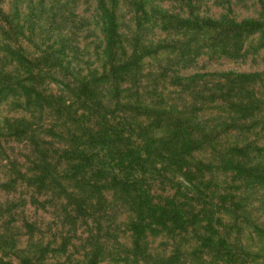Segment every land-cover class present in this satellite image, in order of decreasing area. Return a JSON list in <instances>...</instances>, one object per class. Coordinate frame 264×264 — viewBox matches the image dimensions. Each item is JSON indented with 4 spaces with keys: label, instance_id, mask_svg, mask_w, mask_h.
Masks as SVG:
<instances>
[{
    "label": "trees",
    "instance_id": "1",
    "mask_svg": "<svg viewBox=\"0 0 264 264\" xmlns=\"http://www.w3.org/2000/svg\"><path fill=\"white\" fill-rule=\"evenodd\" d=\"M101 22L108 69L73 74L56 92L47 85L56 81L54 66L63 69V78L71 70L69 62L63 63L54 51L28 56L17 45V54L8 60L16 68H0V101L21 97L19 107L31 112L28 117L3 118L5 130L0 135L26 146L29 165L21 168L16 160L9 159L11 178L2 186L8 189L19 182L33 186L36 191L31 192L32 197L44 195L47 200L33 197V202L42 206L53 202L51 199L64 200H59L58 207L63 211L61 223L67 226L60 231L58 241L54 236L52 240L34 239V223L24 219L28 241L20 248L12 244V254L18 264H70V258L76 264H240L242 251L230 242L222 214L215 215L222 211L224 195H216L211 179L218 168L222 174L233 172L230 178L235 183L228 186L237 187L240 179L251 188L252 184L264 186L260 146L250 145L259 149L250 154L218 138L231 129H254L259 124L264 128V101L249 88L264 73L181 74L175 68L168 75L169 82L189 95H184L182 102L175 99L176 95L166 97L161 92L159 101L145 96L149 91H142L141 86L129 93L127 87H120V81L129 74L134 84L138 82L141 53L147 45L141 46L140 55L133 51L125 60L115 57L119 41L112 7L102 5ZM263 28L264 21L255 18L221 26L218 33L223 40L218 43V52L238 55L242 36L257 30L264 34ZM167 46L159 43L150 49L156 53ZM206 75L217 77L210 80ZM216 100L225 104L223 115L202 117L208 104ZM214 119L219 123L212 122ZM199 148L215 150L217 163L211 158L205 162L195 158L193 152ZM214 164L218 166L214 168ZM213 196L220 200H213ZM102 203L116 204L117 210L126 213L125 220L112 221L102 229L95 216L99 210L95 206ZM90 218L94 223L88 221ZM242 220L237 223L239 229ZM252 227L261 234L264 222ZM127 230L128 245L116 239V233ZM162 232L179 239L169 252L150 247L148 237ZM4 234L0 233V250L8 241ZM8 237L13 242L11 233ZM189 238L192 242L187 241ZM68 246L77 256L68 253ZM64 252L67 254L62 259ZM4 256H0V264H15Z\"/></svg>",
    "mask_w": 264,
    "mask_h": 264
},
{
    "label": "rangeland",
    "instance_id": "2",
    "mask_svg": "<svg viewBox=\"0 0 264 264\" xmlns=\"http://www.w3.org/2000/svg\"><path fill=\"white\" fill-rule=\"evenodd\" d=\"M103 1L101 4L99 0H0V68L4 67V70L16 68L15 64L8 60L17 54V45H20L28 56H39L45 50L54 51L63 63L69 62L68 70L69 72L71 70V74L63 78V69L54 66L52 75L56 81L47 82V85L56 92L61 87L62 81L70 79L73 74L81 75L92 70L100 72L104 68L108 69L105 41L101 30V10L102 5H105L112 7L116 15L119 47H116L115 57L125 60L133 51L140 55L141 46L147 45L141 53L138 82L134 84L129 74L120 81V87H127L129 93H134L136 86H141L142 91H149L148 95L143 93L145 96L159 101L162 99L161 94L162 96L165 94L166 97L176 95L175 99L182 102L183 96L189 98V95H186V91L179 92L176 88L178 86L169 82L168 75L175 68H179L181 74L195 72L216 74L223 71L264 73V34L261 30L242 36V47L238 55L218 52V43L223 40L222 34L218 33L219 28L245 18H255L263 22L264 0ZM159 43L168 46L165 50L159 48L154 53L152 48ZM172 46L173 50H171ZM163 69L166 70L165 74H162ZM216 77L217 75L205 76L210 80ZM249 88L264 101V74L254 83L249 84ZM125 92L122 91L123 94ZM122 93L120 96L123 95ZM22 101L23 98L16 96H9L0 101V131L5 130L4 117H28L31 114L29 110H22L19 107L18 103ZM216 101L209 103L200 115L204 118L223 115L225 104L220 100ZM261 106H264V102ZM244 121L248 123V119ZM0 137V233H6L3 237L8 239L2 245L0 256L5 255V259L9 258L18 264V258L12 254V244L20 248L28 241V234H25L22 221L26 219L34 223V239L52 240L54 236L55 241H58L60 231L64 232L67 229V226L61 223L62 206L58 207L60 201L64 202V200L51 199L53 202L42 206L36 201L33 202V197L41 202L47 200L43 199L44 195L32 197L31 192L36 191L33 186L20 182L16 186L11 184L8 189L2 186V183L11 178L8 160L14 159L19 163V167L24 168L29 165L26 158L29 151L22 142L5 135ZM218 138L227 145L233 143L232 145L244 148L250 154L259 151L252 149L250 145H258L264 156V128L261 129L260 124L254 129H231L221 133ZM214 151L210 148H199L193 152V155L203 162L211 158L213 163H217L213 156L218 154H214ZM217 166L218 164H214L213 167ZM232 174V171H225L222 174L218 168L215 169L211 179L216 184L213 189L217 191L216 195L220 193L224 195L220 209L222 211L215 215L222 214V223L230 233V242L242 251L240 264H264V230L259 234L252 227L259 221L264 222V186L255 184H252V188L249 185L245 186L242 183L246 181L245 179H238L237 187L228 186L230 182H234L230 178ZM204 175L209 176L207 173ZM110 195L111 193L108 192L109 199ZM237 199L239 200L235 203ZM213 200L219 201L220 198L213 196ZM97 208L99 210L95 216L98 223H101L102 229L112 221L125 220L126 213L117 210L116 204L112 206L102 203L96 205L95 209ZM240 219L244 221H240L242 227L239 229L237 223ZM91 220L90 218L88 221L94 223ZM90 226L93 227L94 224ZM6 227L8 228L5 229ZM81 228L87 229L85 224ZM86 231L84 234L87 233ZM9 233L13 236V242L9 241ZM116 235L117 240L129 244L128 230L124 233L118 232ZM148 239L150 247L159 252H169L175 242L179 241L177 236L173 239L163 232L149 236ZM187 241L192 242V238ZM77 243L78 241H75V244ZM73 249L72 246H68V253L77 256ZM66 254L67 252L63 253L62 259H65ZM57 257L61 259L60 256ZM70 259V264H76L75 259Z\"/></svg>",
    "mask_w": 264,
    "mask_h": 264
}]
</instances>
